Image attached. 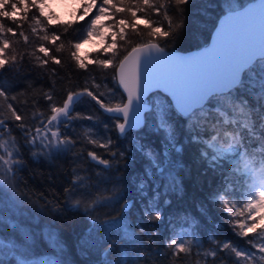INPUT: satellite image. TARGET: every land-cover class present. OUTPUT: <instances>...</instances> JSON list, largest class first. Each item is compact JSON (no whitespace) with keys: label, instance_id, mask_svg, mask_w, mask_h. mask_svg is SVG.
I'll return each mask as SVG.
<instances>
[{"label":"snow or ice","instance_id":"1","mask_svg":"<svg viewBox=\"0 0 264 264\" xmlns=\"http://www.w3.org/2000/svg\"><path fill=\"white\" fill-rule=\"evenodd\" d=\"M46 2L31 0V5L43 16ZM188 3L190 0H102L97 14L85 26L84 34L71 44L73 50L70 55L76 67L86 71L87 66L78 59L77 50L89 37L99 35L97 26L102 20H113L112 24L106 25L112 34L105 52L110 51L111 56L97 59L94 63L103 68L115 69L112 80L123 90L120 99L116 100V94L111 90L107 94L94 93L85 86L81 90L68 89L62 105L57 106L52 92H43V97L51 102L48 106L50 115L45 116L37 109L34 125H17L26 141L24 147L28 148L34 160L67 156L73 153L77 143L69 134L70 129L75 131L73 122L94 120L92 115L82 114L78 110L87 97L89 104L95 102L113 122L117 140L128 142L131 136L136 137L131 142V148L118 155L116 151H111L114 144L111 136L98 139L92 128L82 126L85 128L83 136L87 143L94 148L109 150L112 160L101 158L95 151H88L87 155L94 166H102L96 173V183H90V177L81 176L74 169L72 187L65 192L71 202L70 209L80 211L90 222L89 237L81 244L82 251L88 255L93 249L101 250L104 254L102 264H138L143 259L139 253L136 259H132L129 252L130 248L135 251L141 246L142 240L133 223H130L133 202L125 199L123 189L116 190L122 181L119 177L113 179L114 171H119V167L113 171V161L118 165L120 160L125 159L126 153L130 154L131 163H135L137 153L146 161L139 182L136 183V190L144 216L149 221L161 220L159 199L161 195L168 194L159 191L155 186L156 181H162L169 191L181 189L174 175L178 161L173 156H179L184 149L179 143L172 113L185 121V142L195 146L197 163L204 165L206 175L211 172L218 181L215 189L209 193V198L214 204L222 205L227 215L233 218L231 227L238 229L236 235L244 238L254 233L258 237V243L248 242L255 252L241 249L227 240L223 242L221 250L231 249L240 264H264V0H256L249 5L242 4L240 0H229L228 14L212 47L195 56H175L155 38H167L176 30L183 29V19L174 22L170 13L183 17V6ZM21 4L26 5L27 0H0V20L12 19ZM81 7L82 19L97 7V0H89ZM149 10L162 19L152 20L137 15L138 12ZM125 12L130 13L131 20L115 19L117 14ZM40 16L34 18L37 26L41 24ZM140 20L147 25L148 35L152 39L147 42L141 39L135 43L130 50H126L117 64L116 60L122 50L117 38L125 45H131L126 30L130 29L140 36ZM165 22L168 30H164ZM32 31L37 33V28ZM39 31L44 32L40 39L50 41L53 45L61 39L56 34L49 37L45 28L41 27ZM6 32L16 35L12 28L0 22V72L17 59L16 55L11 58L8 55L10 41L4 37ZM20 34L23 36V32ZM24 41L27 43V36H24ZM63 48L61 44L55 51L61 52ZM36 52L42 55H36ZM30 55L34 56L39 67H46L50 61L56 65L62 63L43 43ZM53 75L56 73L53 72ZM91 87L99 89L100 85L94 82ZM150 91L156 95L161 92L166 94L167 107L150 106ZM0 97L8 99L4 90H0ZM113 100L116 102L112 103ZM7 110L15 121L23 119L11 104L7 105ZM150 114L154 120L151 132L161 137L159 150L144 139ZM104 127L107 132L108 125ZM5 131H8L9 139L5 138ZM205 132L211 135L206 137ZM20 148L6 129L5 121L0 119V224L4 221V202L15 203L11 193L18 187L17 173L25 166ZM150 188L153 193L151 196L148 195ZM116 205H120L116 215L105 211ZM204 208L201 202L197 207L198 216L185 213L180 217L183 221L181 230L174 232L166 244L169 248L174 246V256L189 253L192 245L203 247L199 220L204 215ZM101 211H104L107 218L97 215ZM140 232H144V229L140 228ZM53 235L49 233V239ZM32 239L30 233L23 237L26 245ZM208 239L215 242L214 235L209 234ZM6 251L13 257L18 253L14 245L9 248L3 243L0 245V264H54L52 261H30L23 253L20 255L24 258L5 261L3 257ZM204 255L215 258L217 253L211 250Z\"/></svg>","mask_w":264,"mask_h":264},{"label":"trees","instance_id":"2","mask_svg":"<svg viewBox=\"0 0 264 264\" xmlns=\"http://www.w3.org/2000/svg\"><path fill=\"white\" fill-rule=\"evenodd\" d=\"M253 0H240L244 5ZM15 2V0H14ZM102 0H97V7ZM229 0H190V3L183 6V17L178 14H172L174 22L183 19V29H178L169 37H156L166 50L170 52L176 51H192L206 46L209 42L212 31L214 30L218 19L228 12ZM141 5H137L139 7ZM95 10L82 19L78 16L70 21H58L56 18L40 16L36 8L32 7L31 0H27V4H21L19 10L12 19L3 18L6 27L12 28L16 35L12 33H4V37L10 41L8 55H16L17 59L14 64H9L3 72H0V90H4L8 97L7 100L0 97V119L5 121V127L11 132L12 137L21 146L20 151L23 153L25 166L16 176L18 187L11 193L15 203L10 201L4 202V221L0 224V245L7 244L9 248L13 245L18 249L15 257L9 255L6 251L3 259L5 261L23 258L20 253L25 252L31 256L33 262L39 259L48 258L50 261H60L61 264H102L104 254L101 250L93 249L88 255H85L81 249V244L89 237L90 222L86 215L80 211L70 209V201L67 199L66 189L72 187L74 179L73 170L75 169L79 175L86 178L90 177V183H96V173L100 171V167H95L94 162L90 161L88 151H95L101 158L112 160L109 150H105L88 144L84 139V127H90L97 134L98 139H106L111 136L114 144L111 151L119 152L131 148V142L136 140L135 136H131L128 142L117 140V132L113 127V122L108 119L95 102L88 103L89 98L85 97V103L79 107L82 114L92 115L94 120H77L73 122L75 131L69 130V134L77 140L73 153L67 156L55 157L51 160L40 158L34 160L28 148L24 147L26 141L21 133L19 124L28 126L34 125L36 119L34 113L37 109L45 114L50 115L49 104L42 93L51 91L57 106L62 105L66 98L68 89L81 90L88 86L90 90L103 92L107 94L109 90L116 94V100L120 99L121 91L117 84L112 80L115 69L112 67L103 68L94 61L97 59H107L111 56V52L104 50L96 51L90 54L88 60H82L87 66V70L78 69L75 62L71 59V44L84 34L85 26L95 17ZM138 16H147L152 20H160L162 17L156 16L151 10L144 13H137ZM40 16L41 24L37 26L34 18ZM131 20L130 13L117 14L115 19ZM13 20L15 23H13ZM113 20L107 19L105 25L112 24ZM155 26V25H154ZM45 28L49 37L52 34L59 35L60 40L55 45L50 41L40 39L44 32L39 31ZM37 28V33H33L32 29ZM109 29V28H108ZM111 30V29H110ZM138 30L141 35L137 36L130 29L126 30L128 38L132 41L131 45H125L119 41L121 47L118 60L126 54V50H130L131 46L140 41L147 42L152 39L148 35L147 25L143 20L139 21ZM164 30L167 29L165 22ZM23 32V36L20 34ZM112 30L108 35L109 41ZM24 36L28 37L27 43ZM71 42V43H70ZM43 43L51 49V54L59 58L62 63L56 65L51 61L46 67L37 66L34 56L30 55L35 52L38 46ZM63 44L64 48L61 52L55 49ZM23 54V59H21ZM36 55H42L36 52ZM78 57V55H77ZM79 59V57H78ZM53 72L56 75H53ZM99 84V89L92 88L93 83ZM53 84L55 87H53ZM106 85V87H105ZM15 97V99H13ZM150 104L155 107L156 100H165V96L152 94ZM103 99V97H101ZM113 100L112 103H115ZM35 102V106H34ZM11 104L18 115L23 119L15 121L11 113L7 110V105ZM179 134V143L183 145V153L179 156L174 155L173 159L178 161L174 175L177 176L181 184V189L169 191L162 181H156V187L161 193L159 199V207L162 209V218L159 221H149L145 218L141 208L140 197L136 190V183L143 173L146 161L137 153L135 163H131L130 154L126 153L125 159L120 160L117 165L115 161L112 163L113 171L119 167V171H114L113 179L119 177L122 185L117 186V191L124 190L125 199L132 201L134 206L130 213V223H133L137 235L141 237L142 245L138 246L135 251L131 248L129 252L132 259H136L139 253L143 259L138 264H240L231 249L221 250L223 242L226 240L234 246L241 249H252L249 241L257 242L258 237L254 233H249L247 237L241 238L235 233L238 229L231 227L233 218L229 217L222 205L214 204L209 198V193L215 189L218 181L209 172L207 175L204 171V165L198 164L196 156V148L194 145L185 142L187 133L185 131V121L171 114ZM108 125L106 132L104 125ZM154 120L150 114L148 116V124L145 141L152 145L156 150L160 149L161 137L152 134ZM63 130V129H62ZM5 138L9 139L8 131L4 133ZM207 137L210 132H205ZM2 151V150H0ZM125 165H128L125 167ZM107 175V174H105ZM111 187V185H109ZM103 189V185L101 186ZM114 194V193H110ZM153 193L151 188L148 195ZM169 203H165V201ZM203 202L204 215L199 220L200 235L203 238V247L198 248L192 245L189 253H179L173 255V248L166 247L167 242L174 232L181 230L183 221L180 219L185 213L198 216L197 207ZM123 201H121V204ZM145 203L147 201L145 200ZM18 205V206H17ZM120 205L109 208L111 215L119 212ZM53 209H58L54 212ZM102 218L104 211L97 214ZM240 219V218H236ZM140 228L144 232H140ZM259 232V229H257ZM31 234L33 239L26 245L23 241L25 234ZM49 233H53L49 239ZM209 234L215 236V242L208 239ZM215 250L217 255L213 258L211 255L205 257V252ZM199 253V255L197 254ZM259 255V254H258ZM45 261V260H44Z\"/></svg>","mask_w":264,"mask_h":264},{"label":"rangeland","instance_id":"3","mask_svg":"<svg viewBox=\"0 0 264 264\" xmlns=\"http://www.w3.org/2000/svg\"><path fill=\"white\" fill-rule=\"evenodd\" d=\"M88 2L89 0H47L46 5L43 9V14L51 19L53 18L52 20L56 18V20L58 21H70L74 17L78 16V14L80 18L82 17L83 8L81 7V5L87 4ZM93 10H95L97 14L98 8H93L92 11ZM92 11L90 13H92ZM106 20L107 19L102 20L100 24L97 26L99 29V35H94L92 37H89L84 43L81 44L79 50H77V55L81 62L82 60L84 61L88 60L90 54L96 53V51L99 50L103 51L106 47V44L110 42L108 35L111 32V30L106 27L105 25ZM156 103H157L156 105L167 107L166 101H163L161 99H157ZM21 253H23L27 259L33 261L31 260V256L26 255L25 252H21ZM24 256L22 257L24 258ZM44 260L50 261L48 258L39 259V261H44ZM52 262H54L55 264L56 261H52Z\"/></svg>","mask_w":264,"mask_h":264},{"label":"water","instance_id":"4","mask_svg":"<svg viewBox=\"0 0 264 264\" xmlns=\"http://www.w3.org/2000/svg\"><path fill=\"white\" fill-rule=\"evenodd\" d=\"M256 0H253L249 3H247L246 5H249L251 3H255ZM228 12L224 13L217 21L216 23V26L214 28V30L212 31L211 33V36H210V39H209V42L206 46L200 48V49H196V50H192V51H187V52H182V51H176V52H170L172 55H175V56H195V55H198L202 52H205L206 50H208L209 48L212 47L213 43L215 42L216 40V37H217V33H218V30L220 29V27L222 26L224 20H225V17L227 16ZM118 86V85H117ZM119 88V87H118ZM119 90L121 91V93L123 92V90L121 88H119ZM151 94H154V92L150 91L148 93V97L151 95ZM160 94L162 95H166L164 94L163 92H161ZM169 100L171 99L170 96L167 97ZM151 106V105H150Z\"/></svg>","mask_w":264,"mask_h":264}]
</instances>
